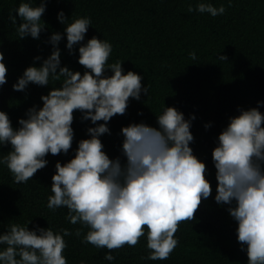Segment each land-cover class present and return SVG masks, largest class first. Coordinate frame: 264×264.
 <instances>
[{
  "label": "clouds",
  "instance_id": "obj_1",
  "mask_svg": "<svg viewBox=\"0 0 264 264\" xmlns=\"http://www.w3.org/2000/svg\"><path fill=\"white\" fill-rule=\"evenodd\" d=\"M231 5L232 0H226ZM45 0H19L9 11L7 20L15 25L18 38L33 39L46 27L41 19ZM193 11V4H187ZM195 11L216 16L225 11V3L196 0ZM15 12V15H13ZM17 18L19 23H17ZM63 27L64 47L72 53L77 45V62L85 69L73 71L60 62V31H52L45 43L51 45L47 56L34 55L30 63L11 83L12 90L24 91L29 83L49 86L39 96L41 103L28 106L13 126L8 114L0 110V146L8 151L0 154L14 182H24L47 164L46 154L67 153L73 141V110L80 119L89 121L86 138L76 141L73 155L61 163L54 162L50 176V194L46 207L55 210L64 206L69 223L79 221L86 231L82 242L97 249L134 245L141 235L148 249L145 259H165L177 244L174 235L181 221L193 220L202 198L212 191L205 178V163L193 154L190 131L194 115L174 106H165L154 114V124L129 122L119 129V155L109 158L103 150L100 135L109 132L107 121L114 114H123L129 97L140 99L147 94L141 74L124 70L119 58L108 62L112 44L109 40L84 33L91 24L88 15L65 17L56 12ZM81 41H83L81 43ZM188 56L196 59L194 50ZM218 61L226 59L223 53ZM110 70L108 74L105 70ZM4 53L0 52V85L6 82ZM236 106V113L227 117L210 150L215 172L213 200L224 205L235 222L238 247L246 256V264H264V112L259 106ZM139 114V112H138ZM97 121H100L97 123ZM209 123L203 126L209 127ZM31 218L9 222L0 231V264H67L63 250L68 228L54 230L41 227ZM81 228L73 230L80 236ZM103 259L112 261V251H104ZM77 264H87L83 259Z\"/></svg>",
  "mask_w": 264,
  "mask_h": 264
},
{
  "label": "trees",
  "instance_id": "obj_2",
  "mask_svg": "<svg viewBox=\"0 0 264 264\" xmlns=\"http://www.w3.org/2000/svg\"><path fill=\"white\" fill-rule=\"evenodd\" d=\"M211 2L225 3V11L216 16L197 12L196 0H45L41 19L46 27L35 39H21L15 25L7 20L19 0H0V52L4 53L7 69L6 82L0 85V110L8 114L13 126L28 106H39V96L58 83L50 81V85L38 86L30 82L23 92L11 89V83L25 66L39 64L31 59L34 55L49 54L51 45L45 41L50 32L62 33L57 44L61 64L73 71L85 70L76 59L77 45H73L71 54L64 47V25L56 19V12L63 10L65 17L70 18L88 15L91 24L84 39L96 35L109 40L113 47L108 62L119 58L122 68L141 74V84L147 86V94L141 93L138 100L129 97L125 112L114 114L106 122L109 132L99 137L103 150L109 158L119 155L118 133L122 125L139 121L154 124V114L162 103L174 106L185 118L189 113L194 115L190 147L205 163V178L212 189L207 198L201 199L193 220L179 223L174 233L177 244L165 259L144 258L148 251L144 235L134 245L125 243L115 249H97L82 242L86 226L82 227L79 221L69 223L64 206L55 210L45 206L54 162L69 159L76 141L87 137L85 127L91 126L73 110L74 134L67 153L46 154L47 164L24 182H14L6 166L0 164V231L9 222L23 223L30 218L28 227L34 222L54 230L68 228L63 250L67 264H77L81 259L87 264H246V256L235 240V222L225 206H218L212 198L216 181L210 150L227 117L236 113L237 105L247 108L256 106L257 100L264 101V0H232L231 5L226 0ZM189 3L193 4L191 12L187 11ZM189 50L195 51V60L188 56ZM218 52L225 55L224 61L216 59ZM105 71L110 74V70ZM259 110L264 112V103ZM208 122L205 129L203 125ZM8 149L7 144L0 146V154ZM78 227L80 236L73 234ZM104 251H112L114 259L104 260Z\"/></svg>",
  "mask_w": 264,
  "mask_h": 264
}]
</instances>
